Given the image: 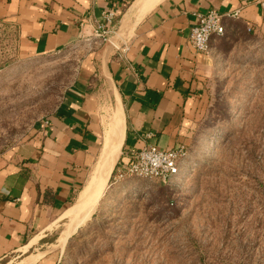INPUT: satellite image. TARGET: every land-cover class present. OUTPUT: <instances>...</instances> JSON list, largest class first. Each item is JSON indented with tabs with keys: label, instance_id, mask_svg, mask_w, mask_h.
I'll use <instances>...</instances> for the list:
<instances>
[{
	"label": "rangeland",
	"instance_id": "1",
	"mask_svg": "<svg viewBox=\"0 0 264 264\" xmlns=\"http://www.w3.org/2000/svg\"><path fill=\"white\" fill-rule=\"evenodd\" d=\"M129 30L103 36L120 51ZM88 47L49 56L21 53L16 27L0 19V154L44 125L87 58ZM214 72L189 157L170 184L116 179L91 217L52 248L57 264H264V36L229 24L216 41ZM102 128L116 107L100 73ZM113 172V171H112ZM60 225V226H58Z\"/></svg>",
	"mask_w": 264,
	"mask_h": 264
},
{
	"label": "crops",
	"instance_id": "2",
	"mask_svg": "<svg viewBox=\"0 0 264 264\" xmlns=\"http://www.w3.org/2000/svg\"><path fill=\"white\" fill-rule=\"evenodd\" d=\"M136 0H0V19L12 23L21 53L49 56L88 47L55 111L19 146L0 154V264H57L42 249L55 224L76 201L102 146L100 73L123 119L118 167L146 146L190 149L205 110L214 72L216 41L207 54L190 45L200 15L232 14L251 34L264 36L257 0H163L119 39L120 51L105 45L97 25L113 12L119 29ZM228 30V29H227ZM60 226V225H58ZM35 241V242H33ZM40 252V253H39Z\"/></svg>",
	"mask_w": 264,
	"mask_h": 264
},
{
	"label": "built area",
	"instance_id": "3",
	"mask_svg": "<svg viewBox=\"0 0 264 264\" xmlns=\"http://www.w3.org/2000/svg\"><path fill=\"white\" fill-rule=\"evenodd\" d=\"M246 0H243V4ZM262 20L264 22V0H257ZM239 11L232 14H219L214 11L200 15L197 23L191 29L189 43L197 53L207 54L214 39L227 34L226 20L235 21L239 18ZM116 16L113 12L103 14V24L97 25V37L100 33L114 34ZM248 33L252 32L248 28ZM189 153L185 146L173 150H160L155 146H146L134 153L128 162L117 168L116 179L140 178L157 180L163 185L170 184L181 174V166L188 159Z\"/></svg>",
	"mask_w": 264,
	"mask_h": 264
},
{
	"label": "bare ground",
	"instance_id": "4",
	"mask_svg": "<svg viewBox=\"0 0 264 264\" xmlns=\"http://www.w3.org/2000/svg\"><path fill=\"white\" fill-rule=\"evenodd\" d=\"M162 1L163 0H136L129 9V12L124 16L121 29L132 31L135 24ZM122 142L123 119L120 108L118 107L116 108L113 121L103 127L101 152L96 164L76 201L63 214L62 219L64 228L57 238L56 244H54L52 248L63 249L68 239L93 214L109 181L111 173L113 174L112 171H114V166L118 160ZM52 228L53 227H51V230ZM42 256L43 254L29 257L18 264H34Z\"/></svg>",
	"mask_w": 264,
	"mask_h": 264
},
{
	"label": "trees",
	"instance_id": "5",
	"mask_svg": "<svg viewBox=\"0 0 264 264\" xmlns=\"http://www.w3.org/2000/svg\"><path fill=\"white\" fill-rule=\"evenodd\" d=\"M113 173H114V171H113Z\"/></svg>",
	"mask_w": 264,
	"mask_h": 264
}]
</instances>
